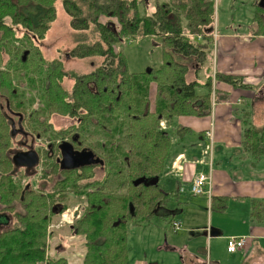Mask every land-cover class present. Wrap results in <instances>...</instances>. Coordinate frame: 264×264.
I'll return each instance as SVG.
<instances>
[{"label":"trees","instance_id":"1","mask_svg":"<svg viewBox=\"0 0 264 264\" xmlns=\"http://www.w3.org/2000/svg\"><path fill=\"white\" fill-rule=\"evenodd\" d=\"M56 1L0 0V55L8 56L7 59L0 56V70L1 67L15 70L19 72L18 77H23L29 62L27 54L39 55L41 65L45 66L43 78L49 102L78 104L82 121L93 123L94 119L105 131L112 148L103 158L110 170L100 185L97 199L84 196L89 205L78 231L85 235L83 264H130L126 224L130 220L151 219L161 211L166 215L170 212L171 192L162 188L159 181L155 185L132 184L139 177L160 178L164 171L171 138L159 128L160 121L169 123L177 116L209 115L213 95L218 102L229 97L220 91L213 92L214 81L257 91L261 84H246L242 75L222 72L212 75L215 0H155L149 12L140 6L144 7L145 0H61L70 17L69 25L78 32L77 42L69 54L100 59L91 73L69 75L60 60L44 58L33 43L43 41L55 20ZM100 15L109 16L110 21L100 23ZM256 18L255 14L252 20L255 22ZM262 29L258 19L253 32L264 34ZM92 32L94 38H90ZM146 36L160 37L162 64L156 69L130 72L120 46L125 41ZM22 54L26 56L25 61ZM175 56H182L186 61L179 62ZM68 75L73 84L66 90L64 80ZM151 83L155 84L153 108L149 99ZM197 87L206 91L199 94ZM12 88L11 74L0 71V92L10 93ZM56 110L68 111L67 108ZM241 135L246 152L254 158L264 156V122L248 123ZM15 199L11 186H7L2 191V201L10 205ZM223 202L222 198H212L211 207L224 206ZM259 203L253 201L256 211L252 213H259ZM30 208L29 201L25 200L17 226L0 231V264H64V259L45 254L48 225L43 217L45 206L39 205L34 211Z\"/></svg>","mask_w":264,"mask_h":264},{"label":"crops","instance_id":"2","mask_svg":"<svg viewBox=\"0 0 264 264\" xmlns=\"http://www.w3.org/2000/svg\"><path fill=\"white\" fill-rule=\"evenodd\" d=\"M248 25L249 22L244 25L242 32L230 26L233 32L221 34L220 55L225 60L234 52L240 55L236 59H227L229 63L224 61L221 68L215 67V72L242 75L244 83L253 86L261 84V87L258 91L256 88L238 89L214 81L213 92L220 91L229 97L218 102L213 100V95L211 115L177 116L166 123L171 148L158 181L162 188L171 192L168 200L170 212L166 215L161 211L151 219L135 222L140 226L155 219L163 221L161 231L166 241L158 246V255L154 257L145 249L139 250V246L137 251L140 256L136 250L133 251V264H264V156L254 158L241 145V118L254 113L253 121L264 122V97L259 98V93L261 97L264 96V47L260 48L264 46V34H254ZM217 38L216 32V44ZM175 58L179 59L178 56ZM234 66H237L238 71H226ZM213 71L214 64L212 75ZM205 91V88H201L199 94ZM255 91L258 94L256 96ZM154 93L155 84L151 83L149 99L152 108ZM211 117L214 125L211 199L222 198L224 206L221 204L220 207H211V200L204 195L194 196L190 193L192 177L198 172H207L201 152L207 142L205 131L211 123ZM181 154L184 156L179 160L182 171L173 173L172 163ZM254 200L260 201L257 214L252 213L255 210ZM174 221L181 225L177 231L170 227ZM165 222L175 235L170 237V241ZM207 227L210 228V236L207 235ZM230 236L246 237L244 248L228 252L227 239ZM128 249L131 258L129 244ZM53 255L59 256V253Z\"/></svg>","mask_w":264,"mask_h":264},{"label":"flooded vegetation","instance_id":"3","mask_svg":"<svg viewBox=\"0 0 264 264\" xmlns=\"http://www.w3.org/2000/svg\"><path fill=\"white\" fill-rule=\"evenodd\" d=\"M248 2L252 8L251 20L255 14L257 16L256 21L252 20L248 25L249 28L251 31L256 30L257 20L260 19L264 30V0ZM37 42L42 43L39 40L33 43L37 45ZM0 56L8 58L7 55ZM36 56L39 59V55ZM70 57L76 58L68 51L50 60H60L64 71L70 75L71 72H78L66 70L65 61ZM25 58V54H22V60L25 61ZM40 66L42 69L36 88L27 84L32 78L28 62L26 75L23 77H18L19 72L15 70H5L4 67L0 70L4 74H11L13 86L10 93L4 90L0 92V231L17 226L18 219L23 214L25 200L29 201L31 211L44 205L43 217L48 220L46 257L65 260L62 255L67 247L72 246L71 242L66 244L65 240L79 238L84 249L83 264L85 235L78 231L83 226L82 218L89 205L84 196H94L95 200L101 192L100 185L110 170L103 156L111 151L112 146L105 131L96 125V120L92 119L93 123L89 120L82 121V111L78 104L49 102L43 78L46 74L45 66ZM95 67L89 72L78 73H91ZM69 75L64 80L66 90L73 84ZM35 80L34 77L33 81ZM61 108H67L68 111L60 113L56 110ZM159 128L166 131L167 126L162 129L159 123ZM84 150L91 151L93 159L101 162L80 164ZM7 186H11L16 197L10 205L2 201V191ZM57 234L62 237H55ZM53 253H59V256H54Z\"/></svg>","mask_w":264,"mask_h":264},{"label":"rangeland","instance_id":"4","mask_svg":"<svg viewBox=\"0 0 264 264\" xmlns=\"http://www.w3.org/2000/svg\"><path fill=\"white\" fill-rule=\"evenodd\" d=\"M156 1H160V0H156ZM145 2L146 3H144V7L140 5L141 8L142 9L145 8L146 12L151 11L154 8L153 6L155 0H145ZM54 7L56 14L55 20L51 22L50 28L45 34V38L43 39V41L41 40L42 43L37 42L38 48L40 49L44 57L47 59L57 56L60 53L62 54L68 52L76 44L77 36H78V32L74 31L69 25L70 17L65 12L61 0H57L54 3ZM251 16H252V8L249 7L248 0H236V1L215 0V28H216V32L218 33V38H217V44L212 46L211 57L213 58L214 66L217 69L218 67L221 68V66H223L222 63H224V61H227V63H229V60L227 59H231V58L236 59V57L240 55V53L234 52V55L227 57L226 60L224 59L223 56L220 55L221 34L226 32H233L231 30V27H233V29H237L239 32H242L244 25L247 24V22H249V24L251 23L252 21ZM108 21H110L109 16L100 15L99 17L100 23L106 24ZM113 22L116 23L115 20ZM93 35L94 33L90 34V38H94ZM120 47L122 49L123 56L127 64V68L130 72H142L150 68L156 69L162 64L163 50L160 44L159 36H146L144 38L136 39V40L131 39L125 41ZM262 47L264 46L263 45L260 46V48ZM234 48L235 47L233 46V49ZM28 57L30 59L28 62V70L32 78L27 84L30 86L31 85L38 86L37 80H39L40 70L42 69V67L40 66L41 62L38 59V57L36 55H33L32 53H29ZM99 61L100 59L97 58L89 59V57H85V58L70 57L65 61V68L66 70L89 72L90 70H92L94 66H96L99 63ZM178 61L185 62L186 59L180 56ZM213 62H212V66H213ZM228 70L238 71L237 66L231 67V69H226V71ZM203 76L204 74L201 73L200 78L203 79ZM34 77L36 78L35 81H33ZM188 77L190 78V75ZM68 84L70 85L69 81ZM36 86L31 88H36ZM201 88L203 87L196 88L197 93H200ZM41 94L43 99V93ZM261 95L262 94L259 93L260 99L264 97V96L261 97ZM253 114L241 118L242 127H245L248 123L253 121V117H252ZM243 120L245 121L244 123ZM135 222L130 220V222H128L125 226V230L127 231V236H128L127 238L128 244L130 245V249H132L131 258L129 256L130 264L134 263V257H133L134 250H136L135 252L137 253V255L140 256L139 252L137 251L139 246H140L139 250L144 251L145 249V251H147L150 256L154 257L158 255L157 252L158 246L166 241V239L163 238L161 231L163 221L155 219L151 222H148V224H143L140 226L136 224L138 222L136 223ZM165 224L167 227V231H169L167 232V237H169L168 241H170V237L175 235L174 233L170 232L169 228L171 227V224L170 227L167 225L166 222ZM55 237L60 238L62 236L57 234ZM69 242L72 243V246L67 247L62 255L65 258L64 264H82L84 249L82 247L81 240L79 238L73 240H67V239L65 240L66 244Z\"/></svg>","mask_w":264,"mask_h":264},{"label":"built area","instance_id":"5","mask_svg":"<svg viewBox=\"0 0 264 264\" xmlns=\"http://www.w3.org/2000/svg\"><path fill=\"white\" fill-rule=\"evenodd\" d=\"M216 33L213 34L215 37ZM197 39L200 40L201 36H197ZM216 44L214 42L213 46ZM216 57V56H215ZM214 61V60H213ZM214 64V62H213ZM215 74V66L213 75ZM212 112V111H211ZM211 115V113H210ZM160 127L162 129L166 128L165 121H160ZM214 125H213V117H211V123L209 124L208 129L205 131V135L207 136V142L202 147V159L203 163L207 165V172H198L196 175L192 177L190 193L194 196L204 195L210 201L213 194V147H214ZM184 158V156L178 155L176 160L172 163V171L173 173H177L178 171H182V165L179 163V160ZM180 222L174 221L171 224V229L173 231H177L180 228ZM207 235L210 236V228L206 229ZM246 243V237L243 236H230L227 239V251L230 253L236 252L242 248H244Z\"/></svg>","mask_w":264,"mask_h":264},{"label":"water","instance_id":"6","mask_svg":"<svg viewBox=\"0 0 264 264\" xmlns=\"http://www.w3.org/2000/svg\"><path fill=\"white\" fill-rule=\"evenodd\" d=\"M83 159L81 161L80 164H83V165H86V164H91V163H98V162H101V160L99 159H96L94 158L93 159V154L91 153V151H88V150H84L83 151ZM86 156V158H85ZM158 180H159V177L158 176H155L151 179H147L145 177H139V178H136L132 181V184L134 186H137V185H140V184H144V185H155L158 183ZM211 235V233H210Z\"/></svg>","mask_w":264,"mask_h":264}]
</instances>
